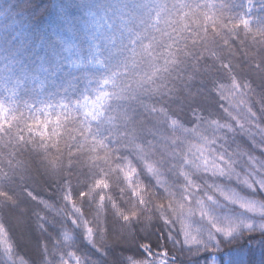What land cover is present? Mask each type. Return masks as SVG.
Listing matches in <instances>:
<instances>
[{
    "label": "trees",
    "instance_id": "16d2710c",
    "mask_svg": "<svg viewBox=\"0 0 264 264\" xmlns=\"http://www.w3.org/2000/svg\"><path fill=\"white\" fill-rule=\"evenodd\" d=\"M0 105V224L17 264H113L133 233L162 243L161 213L259 191L264 0H0ZM200 157L228 179L202 170L186 193L178 170ZM98 212L106 257L83 241ZM116 215L132 218L122 236Z\"/></svg>",
    "mask_w": 264,
    "mask_h": 264
},
{
    "label": "snow or ice",
    "instance_id": "6c2138e0",
    "mask_svg": "<svg viewBox=\"0 0 264 264\" xmlns=\"http://www.w3.org/2000/svg\"><path fill=\"white\" fill-rule=\"evenodd\" d=\"M0 110L7 111L2 105ZM258 184L259 191L251 184L246 185L251 196L236 192L223 203L208 197L198 201L195 207L186 211L182 209L172 217L161 213L157 231L162 243L154 245L147 235L139 238L133 233L135 251L121 246L120 258L113 261V264H264V180H260ZM28 195L41 203L34 192H29ZM80 196L83 198L85 193L81 192ZM65 198L71 202L70 196ZM103 205L101 198L100 209H103ZM36 215L40 220L44 219L39 213ZM69 219L74 227H80L74 218ZM114 219L119 222L122 236L124 230L130 227L132 218L116 215ZM190 220L197 225L195 234L188 229ZM81 224L84 243L101 256H108L110 245L106 244L101 248L95 243L101 229L105 236L109 234L107 215L101 217L98 212L95 225L87 219H82ZM242 240L245 243H240ZM247 241L257 243L250 246ZM221 251L222 256L218 255ZM14 252L15 246L8 239L7 229L0 224V256H3L4 264H17ZM175 253H180L183 259L178 258ZM76 260L78 264H82L78 257ZM93 264L97 262L94 261Z\"/></svg>",
    "mask_w": 264,
    "mask_h": 264
},
{
    "label": "rangeland",
    "instance_id": "374dc122",
    "mask_svg": "<svg viewBox=\"0 0 264 264\" xmlns=\"http://www.w3.org/2000/svg\"><path fill=\"white\" fill-rule=\"evenodd\" d=\"M173 128V126H171V129ZM183 135H185V134H183ZM199 162L200 163V166H202V169H200V167L199 166H196L195 165V163L196 162ZM209 161V160H208ZM215 161H217V160H215V159H213V160H210L209 162H210V164L212 165V162H215ZM217 162H219V160L217 161ZM213 166V165H212ZM219 166H222L221 164H219ZM190 169H188L187 170V168H185L184 166H183V168L182 169H180V170H178V175H179V177H180V184H181V189L183 190V191H185L186 193H188V192H190V191H192V190H194L195 188H198L199 186H201V182H200V178H203V180H205L206 181V178H204V177H200L199 178V175H201L200 173H199V171H202V170H205V171H209L210 173H212V172H215V173H213V174H215V175H217V176H219V177H221L222 179H228V173H227V171H225V170H222L223 168H218V170L217 171H215L216 169H215V167L213 166V168L215 169H213V168H208V162H207V159H204V158H202V157H200V158H198V159H196V160H194V161H190V165L188 166ZM186 170V171H185ZM221 172H223V174H221ZM220 178V179H221ZM213 179H215V177L213 178ZM217 180V179H216ZM217 182V181H216ZM220 182H223V183H226L225 182V180L224 181H220ZM73 209L74 210H77V209H75L74 207H73ZM77 213V212H76ZM19 227L20 228H22V229H24L25 230V225H26V223L24 222V220L22 219V220H19ZM21 232H22V236H21V239H24V241H28V235H27V232L26 231H23V230H21Z\"/></svg>",
    "mask_w": 264,
    "mask_h": 264
}]
</instances>
